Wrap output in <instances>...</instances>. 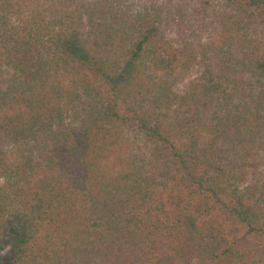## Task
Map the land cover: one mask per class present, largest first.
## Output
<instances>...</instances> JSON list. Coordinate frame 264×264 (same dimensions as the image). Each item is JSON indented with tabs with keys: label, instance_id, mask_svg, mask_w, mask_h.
I'll return each instance as SVG.
<instances>
[{
	"label": "trees",
	"instance_id": "trees-1",
	"mask_svg": "<svg viewBox=\"0 0 264 264\" xmlns=\"http://www.w3.org/2000/svg\"><path fill=\"white\" fill-rule=\"evenodd\" d=\"M6 245L264 264V0H0Z\"/></svg>",
	"mask_w": 264,
	"mask_h": 264
},
{
	"label": "rangeland",
	"instance_id": "rangeland-1",
	"mask_svg": "<svg viewBox=\"0 0 264 264\" xmlns=\"http://www.w3.org/2000/svg\"><path fill=\"white\" fill-rule=\"evenodd\" d=\"M203 37H205V33H202ZM74 47H76V43L74 44ZM78 55V52H75L74 53V56H77ZM198 73L197 71H194L191 75V78L197 76ZM10 252V247L9 245H6V247L2 250H0V264H8L9 262V258H8V254Z\"/></svg>",
	"mask_w": 264,
	"mask_h": 264
}]
</instances>
